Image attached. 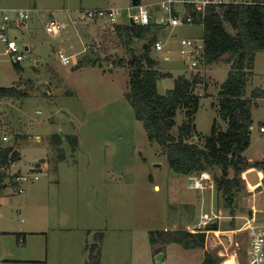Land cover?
<instances>
[{
  "label": "rangeland",
  "instance_id": "rangeland-1",
  "mask_svg": "<svg viewBox=\"0 0 264 264\" xmlns=\"http://www.w3.org/2000/svg\"><path fill=\"white\" fill-rule=\"evenodd\" d=\"M164 1L140 0L152 13V37L164 48L152 49V56L160 71L172 75L159 82L161 95L174 88L179 76L195 75L181 54V41L204 36L201 26H166L160 10ZM140 5L135 0H0V11H33L25 27L13 30L25 56L21 71L0 42V88L16 87L28 94L0 100L1 136L8 140L1 139L21 154V161L12 167H22L8 170L11 180L0 193V264H84L87 244L98 232L105 235L102 264H160L161 255H154L149 233L192 230L202 210L224 216L219 233L209 232L202 249L167 245L162 264H202L206 252L219 264L231 257L236 264H248L247 234L237 231L253 213L251 208L264 209V172L252 168L241 175L246 187L237 195L235 215L217 190L205 195L190 190L188 176L170 168L163 148L150 142L127 97V64L132 53L141 55L152 37L129 43L107 19H84L88 11L116 9L121 13L118 23L128 25ZM51 17L65 24L60 35L47 32ZM226 28L235 35L230 25ZM68 47V56H77L75 64L65 66L59 51ZM80 61L83 65L76 69ZM230 70L227 63L207 66L208 88L197 87L201 107L196 125L202 145L215 122L221 131L228 130L219 112V92ZM257 89L264 90V52L257 54L248 92ZM185 120L180 111L173 135L178 136ZM263 124L264 98L253 107L251 146L244 153L251 163L264 162ZM57 134L79 139L76 152L64 140L63 162L50 143ZM38 135L41 142L35 138ZM46 163L49 167L43 166ZM206 171L215 185L216 177L223 175L217 167ZM226 174L231 179L235 175L233 170ZM20 175L29 178L21 186L13 182ZM36 175L40 179L32 182ZM24 234L26 243L20 244L18 237Z\"/></svg>",
  "mask_w": 264,
  "mask_h": 264
},
{
  "label": "trees",
  "instance_id": "trees-1",
  "mask_svg": "<svg viewBox=\"0 0 264 264\" xmlns=\"http://www.w3.org/2000/svg\"><path fill=\"white\" fill-rule=\"evenodd\" d=\"M137 3L140 5V0H137ZM261 3L211 6L207 10L203 36L205 63L207 66L227 63L231 70L219 92V112L221 118L228 123V130L221 131L215 122L204 145L201 144L202 138L196 125L201 107L197 92L199 77L179 76L175 79L174 88L161 95L158 89L159 81L171 78L172 75L160 71L158 61L152 56L157 39L152 37L151 22L148 26L119 24L114 29L120 36L126 35L129 43L152 37L144 44L141 55L132 53L127 64L130 69V90L127 97L134 107L136 119L144 123L150 142L163 148L170 168L177 174L189 177L213 167L221 168L223 175L216 177V189L222 194L226 207L233 215L237 195L246 187L241 175L252 168L264 172V162L251 163L244 157V153L251 146L253 107L257 100L264 98V90L257 89L251 94L248 92L255 76L257 54L264 52V0H261ZM189 10L196 16L197 22H200L201 15L192 7ZM226 25L231 26L235 35L227 30ZM89 63L96 65L94 60ZM78 65L82 67L83 62L80 61ZM119 66L124 65L119 62ZM15 67L18 71L22 70L20 64H15ZM205 87L208 88L207 83ZM27 95L16 87L0 88V100ZM180 111L184 112L186 120L179 128L178 136H175L173 130ZM1 133L0 128V137ZM64 140L71 143L74 152L79 147L77 136L53 135L50 143L59 154V162L65 160L62 149ZM20 160V154L13 147L0 142V191L8 187V170ZM230 170L235 173L232 179L225 176ZM149 235L154 255H161V258L167 245L180 244L190 250L202 249L206 243V234H193L187 230L165 229L151 231ZM104 238V233L98 232L94 235L93 242L87 244L88 258L85 264H102ZM18 241L25 244L26 236L19 235ZM202 264L219 262L213 254L206 252Z\"/></svg>",
  "mask_w": 264,
  "mask_h": 264
},
{
  "label": "built area",
  "instance_id": "built-area-1",
  "mask_svg": "<svg viewBox=\"0 0 264 264\" xmlns=\"http://www.w3.org/2000/svg\"><path fill=\"white\" fill-rule=\"evenodd\" d=\"M262 4L261 0H166L160 5V10L165 15L164 24L170 27L182 26H201L204 28V19L207 10L211 6H244ZM183 6L186 11L180 14L176 10V6ZM194 8L200 15L201 21L197 22L196 16L189 10ZM32 10H14L12 13L8 11H0V42L5 47V53L14 64H20L25 60L24 53L19 44L18 37L13 35L14 29H22L27 25L31 18ZM121 16L120 11L116 9H96L85 12V20L107 19L112 25H118V20ZM130 19L137 25L148 26L151 22V12L145 6H139V10L135 14L130 15ZM65 29V24L51 17L47 23L46 30L51 35H60ZM30 47H26L28 52ZM157 51H163L161 42L155 45ZM181 54L183 58L190 63L192 71L199 77L200 83L197 87L205 86L207 78V65L205 63V46L204 39L196 40L193 38H185L181 41ZM59 58L63 65L70 66L75 64L74 56H68L65 52H59ZM169 60V58H168ZM260 132L264 133V124L260 127ZM8 140V137H4ZM39 175H36L32 182L39 180ZM29 181L27 176L14 177L13 182L20 186ZM189 189L205 195L206 193H215L216 185L209 172L203 171L188 177ZM19 193H23L22 188L18 189ZM253 213L245 218L242 227L237 231L247 234L249 246L247 250L248 264H264V209L258 210L251 208ZM224 216L215 211H204L200 216L199 221L192 230L193 234H218L222 227ZM217 225V227H214ZM210 232V233H209Z\"/></svg>",
  "mask_w": 264,
  "mask_h": 264
},
{
  "label": "crops",
  "instance_id": "crops-1",
  "mask_svg": "<svg viewBox=\"0 0 264 264\" xmlns=\"http://www.w3.org/2000/svg\"><path fill=\"white\" fill-rule=\"evenodd\" d=\"M141 6V5H140ZM176 10H177V12H179L180 14H183L185 11H186V8L185 7H183V6H180V5H178V6H176ZM151 19H152V13H151ZM197 26V25H196ZM69 47H70V45H69ZM63 48V49H61L60 51H63V52H65L67 55H68V53H70L71 52V50H70V48ZM67 50V51H66ZM59 51V52H60ZM81 54V53H80ZM80 54H78V56L80 55ZM77 55H75L74 57H76ZM168 58L169 57H167L166 58V60H168ZM161 81V80H160ZM159 81V82H160ZM158 86H159V83H158ZM264 134V133H263ZM1 135H2V133H1ZM4 138L5 136H1L0 137V142H2V139L1 138ZM36 138V140L38 141V142H41L42 141V137L41 136H36L35 137ZM196 140H197V138H196ZM13 146V145H12ZM14 147V146H13ZM20 154V153H19ZM20 157H21V154H20ZM21 161V160H20ZM19 162V161H18ZM12 166H14V164L12 165ZM11 166V167H12ZM44 167H49V165L46 163V164H44L43 165ZM19 168H22V167H12V171L14 170V172L15 171H17V170H19ZM11 169V168H10ZM9 169V170H10ZM14 176H16V175H14ZM21 176V175H20ZM8 180H11V177H10V175H9V179ZM8 180H7V183H8ZM160 186H156L155 187V189H157V188H159ZM2 191V190H1ZM1 191H0V193H1ZM25 235V234H24ZM26 236V235H25ZM27 238V237H26ZM102 258H103V252H102ZM204 258H205V255H204ZM31 262H37L38 260L37 259H33V260H30ZM160 264H162V263H164V261H165V256H163L161 259H160ZM204 261V260H203ZM85 264V263H84Z\"/></svg>",
  "mask_w": 264,
  "mask_h": 264
},
{
  "label": "bare ground",
  "instance_id": "bare-ground-1",
  "mask_svg": "<svg viewBox=\"0 0 264 264\" xmlns=\"http://www.w3.org/2000/svg\"><path fill=\"white\" fill-rule=\"evenodd\" d=\"M235 255V254H234ZM222 264H236L235 257H231V260L224 261Z\"/></svg>",
  "mask_w": 264,
  "mask_h": 264
},
{
  "label": "water",
  "instance_id": "water-1",
  "mask_svg": "<svg viewBox=\"0 0 264 264\" xmlns=\"http://www.w3.org/2000/svg\"><path fill=\"white\" fill-rule=\"evenodd\" d=\"M135 5L138 6L137 0H135ZM131 24H132V25H135V22H134L133 20H131ZM78 68H80L79 65L76 66V69H78ZM198 139H199V138L197 137V140H198ZM226 176H227V174H226ZM214 227H217V225H215Z\"/></svg>",
  "mask_w": 264,
  "mask_h": 264
}]
</instances>
